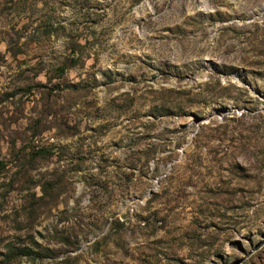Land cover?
Instances as JSON below:
<instances>
[{
	"label": "rangeland",
	"instance_id": "obj_1",
	"mask_svg": "<svg viewBox=\"0 0 264 264\" xmlns=\"http://www.w3.org/2000/svg\"><path fill=\"white\" fill-rule=\"evenodd\" d=\"M16 247L0 264H264V0H0Z\"/></svg>",
	"mask_w": 264,
	"mask_h": 264
},
{
	"label": "trees",
	"instance_id": "obj_2",
	"mask_svg": "<svg viewBox=\"0 0 264 264\" xmlns=\"http://www.w3.org/2000/svg\"><path fill=\"white\" fill-rule=\"evenodd\" d=\"M45 29L48 32L52 29H55V25L48 23V24H46ZM64 67H65L64 64H60L56 67V69L60 73L64 69ZM32 153H34V154H46V153H49V149L45 148V147H39V148H36L35 150H32ZM114 221H116L118 224H121L120 220H118L117 218H115ZM26 253H28V251L25 250L24 247H16L13 249H9L7 252H4V253L0 252V254L3 255V261H7V260L11 259L12 257L18 256L20 254H26Z\"/></svg>",
	"mask_w": 264,
	"mask_h": 264
}]
</instances>
